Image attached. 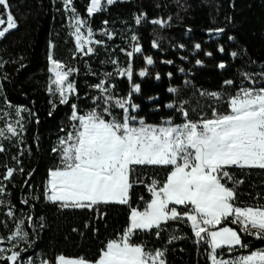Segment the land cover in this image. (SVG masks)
<instances>
[{
    "label": "trees",
    "instance_id": "trees-1",
    "mask_svg": "<svg viewBox=\"0 0 264 264\" xmlns=\"http://www.w3.org/2000/svg\"><path fill=\"white\" fill-rule=\"evenodd\" d=\"M9 4L18 27L0 38V128L5 129L9 121L16 123L20 119L17 109L24 111L21 112L23 131L15 137L7 132L5 137H0V145L5 149L0 152V184L5 188L1 200L13 213L10 217L6 210L0 212V222L8 223L5 228L0 223V232L8 237L18 219L23 221L28 233L23 247L27 250L21 252L18 264L28 259L33 264L42 260L54 264L60 254L94 260L104 244L120 235L128 225L129 207L109 204L91 210L61 209L46 200L44 192L49 170L60 166V155L53 152V148L73 130L71 105L77 104L78 114L96 107L94 98L101 93L93 86L101 80H106V86H115L113 95L127 97L131 85L127 77L117 74V69L131 63L133 83L141 85V93L132 97L133 102L140 105L134 114L147 123L160 124L164 119L183 123L184 117L175 108H167L168 103H175L177 107L183 103L193 121L201 116L211 117L213 107L226 112L228 95H235L241 87L264 86V0H115L92 16L86 10L87 0H73L76 12L87 21L86 27L92 29L96 41L102 42L95 44L94 52L87 56L76 51L61 2L9 0ZM0 16L6 21L2 7ZM138 16L142 17L139 24L136 23ZM157 19L163 26L151 22ZM2 27H6V23ZM105 28H113L116 37L108 39ZM217 29L223 31L217 32ZM121 38L132 39L141 52L129 58L127 52L133 48ZM153 42L158 47L154 48ZM197 43L201 45L199 50L194 47ZM221 47L224 48L222 53ZM50 51L66 69L74 70L70 80L77 93L70 96L65 105L59 104L48 92ZM232 52L237 56L232 57ZM146 56L153 58V65H147ZM196 60L202 64L197 65ZM221 62L226 64L224 69L218 67ZM144 69L149 75L142 78L138 73ZM157 73L159 80L155 79ZM226 80H232L233 85L225 86ZM169 87L177 88L178 92L169 93ZM201 91L227 95L217 103L201 96ZM149 97H158V100L149 101ZM50 101L56 103L55 110ZM97 103L100 104L97 111H102L103 102ZM112 112L117 118L123 115L120 109L113 108ZM7 168L16 170L11 180L3 179ZM168 170L140 169L145 183L134 185L131 206L143 209L144 201L151 199L146 185L151 178L163 181ZM230 171L236 179L243 180L238 188L243 204L264 203V170L232 168ZM141 196L144 201L140 200ZM25 199L27 204L22 202ZM28 217L32 218L31 222ZM172 235L184 238L168 243ZM243 239L249 244L248 249L231 254L224 251L223 255L230 257L264 248V241L249 236ZM133 242L145 244L150 250L166 249V264H209L207 245L201 243L198 247L187 223L170 221L159 237L153 230L138 233ZM0 264L11 262L0 259Z\"/></svg>",
    "mask_w": 264,
    "mask_h": 264
},
{
    "label": "snow or ice",
    "instance_id": "snow-or-ice-1",
    "mask_svg": "<svg viewBox=\"0 0 264 264\" xmlns=\"http://www.w3.org/2000/svg\"><path fill=\"white\" fill-rule=\"evenodd\" d=\"M114 2L106 0L108 5ZM63 4L65 10L73 14L70 27L74 29L71 35L75 38L76 50L86 56L92 54L94 48L91 45L102 42L93 41L90 27L86 34L82 31L87 21L80 18L73 7V0H63ZM0 7L6 12V21L0 16V26L6 23V27L0 28V38H4L18 24L9 10V0H0ZM101 10V0H90L87 7L89 16ZM141 19L138 16L136 23L139 24ZM151 22L163 26L159 19ZM216 31L222 32L223 29ZM105 35L109 34L105 32ZM132 39L136 40V37ZM153 47H158L156 42H153ZM194 47L199 50L201 45L197 43ZM219 51L224 52V48L221 47ZM140 52L141 48L135 46L133 51L127 52V56L131 58L134 53ZM231 56L236 57L237 53L232 52ZM144 59L147 65L154 64L151 56ZM48 61L51 74L48 92L58 96L59 104H68L70 95L77 93L75 84L69 79L74 70L66 69L65 64L55 59L51 51ZM165 63L171 64L172 61ZM196 64L201 65L202 61L196 60ZM218 67L224 69L226 64L221 62ZM117 74L127 77L131 85L127 97L113 95L115 86H106V80H101L93 86L101 93L94 98L96 107L87 113L78 114L77 104L71 105L73 130L59 140L58 147L53 148V152L60 155V166L49 170L44 196L48 202L58 204L61 209L91 210L99 205H126L129 207V223L120 235L104 244L96 259L88 260L82 256L69 258L60 254L55 257L54 264H166V249L150 250L145 244L134 243L133 238L138 233L153 230L159 237L170 221L188 224L195 243L207 245L210 264H264V248L227 259L223 256L224 251L231 254L248 249L249 244L243 239L244 236L264 241V203L243 204L238 193L243 180L236 179L230 171L232 168L264 170V86L241 87L235 95L227 96L226 112H219L213 107L211 117L201 116L196 121L189 118V111L183 103L179 107L175 103H168L167 108H175L181 113L183 123L175 124L171 119H164L160 124H150L134 114L140 105L133 102L132 97L133 94L141 93V85L133 83L131 63L126 68H118ZM138 75L143 78L149 73L144 69ZM168 75L171 77V73ZM106 76H112V73H106ZM160 78L157 73L155 79ZM233 83L232 80L224 81L225 86ZM167 91L175 94L178 89L169 87ZM200 95L218 103L227 94L201 91ZM148 99L155 101L158 97ZM98 101L103 102L102 111H97L100 107ZM50 103L55 110L56 103ZM113 108L122 110L121 118L113 115ZM23 111L17 109L16 112L17 117H20L16 125L21 131ZM6 132L15 137L17 127L9 123L6 130L0 128V137H5ZM3 151L5 149L0 145V152ZM148 167L169 170L163 181L151 178L146 185L151 199L144 201L140 197L144 201V208L132 207L134 185L145 183L139 170ZM15 171L7 168L3 179L11 180ZM4 192L5 188L0 184V193ZM22 202L27 204L28 201L25 199ZM7 215L11 217L12 211L9 210ZM31 219L28 217L29 222ZM27 236L28 233L18 225L7 240H25ZM182 238L172 235L168 243ZM26 250L14 251L0 247V259L18 264L21 252ZM6 251L10 255H3ZM23 264H33V261L28 259ZM41 264L53 262L42 260Z\"/></svg>",
    "mask_w": 264,
    "mask_h": 264
},
{
    "label": "rangeland",
    "instance_id": "rangeland-1",
    "mask_svg": "<svg viewBox=\"0 0 264 264\" xmlns=\"http://www.w3.org/2000/svg\"><path fill=\"white\" fill-rule=\"evenodd\" d=\"M57 1H59V2H61L62 3V10H63V15L65 16V19H66V25H67V28H68V30H69V33H70V35H71V33H72V31L74 30L72 27H70V23H71V18H72V13L71 12H69V11H66L65 10V7H64V4H63V0H57ZM79 1H81V0H79ZM90 5V0H87V4L85 5L86 6V10H87V7ZM101 5H102V10H104L107 6H109L107 3H106V0H101ZM101 10V11H102ZM101 11H99V12H97V13H100ZM82 31H84L85 32V34H86V32H87V27L85 26V28L84 29H82ZM104 31H106V32H108V34L109 35H111V38H115L116 37V32H115V30L113 29V28H109V29H107V28H105L104 29ZM210 34H212V33H210ZM215 34H218V33H215ZM109 35H106L107 37H108V39H109ZM71 37H72V39H73V41H74V44H75V38L71 35ZM92 39H93V41H96V38H94V37H92ZM122 40H123V38H121ZM123 42H126V44H128L130 47H132V48H134L135 47V45H134V42H133V40L131 39V41H127V40H123ZM95 45V43H93L91 46L93 47ZM77 51V50H76ZM78 52V51H77ZM78 53H81V54H83V52H78ZM50 66V65H49ZM50 76H51V74H50ZM69 79H70V77H69ZM71 81V80H70ZM49 84H50V82H49ZM48 87H49V85H48ZM54 87V86H53ZM50 94V93H49ZM50 96L52 97V98H54L55 100H57V101H59V98H58V96H53V95H51L50 94ZM70 96H72V95H70ZM9 123H12V124H14L16 127H17V135H18V133L20 132V129H19V127H18V125H16V123L15 122H13V121H9L8 122V124ZM7 124V125H8ZM7 127V126H6ZM6 127H5V130H6ZM0 200H1V193H0ZM4 210H6V214L9 212L8 210H7V206L5 205V204H0V212L1 211H4ZM20 215V214H19ZM21 216V215H20ZM22 220H20V219H18V223H17V225H16V227L13 229V232H15L16 231V228H17V226L19 225L22 229H23V231L24 232H26L25 231V229H24V227H23V224H20V222H21ZM1 225H3L4 226V228H5V226H7V221L6 220H2L1 222ZM12 232V233H13ZM11 233V234H12ZM10 234V235H11ZM9 235V236H10ZM0 238H2L3 239V242L2 243H0V247H2V248H5V249H9V248H11L12 250H14V251H20L21 249H24V244L26 243V240H27V238L25 239V240H16V241H12V242H9L8 240H7V237H3V234H1V232H0ZM15 245V247H13ZM23 252V251H22ZM3 255H5V256H7V255H10V252H5ZM224 256V255H223ZM235 256H238V255H235ZM232 257H234V256H232ZM224 258L225 259H227V258H229V257H225L224 256ZM27 260H25V261H22V262H20V264H23V262H26ZM208 262H209V260H208ZM39 264H41V263H39ZM209 264H210V262H209Z\"/></svg>",
    "mask_w": 264,
    "mask_h": 264
},
{
    "label": "built area",
    "instance_id": "built-area-1",
    "mask_svg": "<svg viewBox=\"0 0 264 264\" xmlns=\"http://www.w3.org/2000/svg\"><path fill=\"white\" fill-rule=\"evenodd\" d=\"M198 245V247L200 246V244H197Z\"/></svg>",
    "mask_w": 264,
    "mask_h": 264
}]
</instances>
